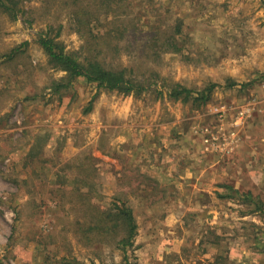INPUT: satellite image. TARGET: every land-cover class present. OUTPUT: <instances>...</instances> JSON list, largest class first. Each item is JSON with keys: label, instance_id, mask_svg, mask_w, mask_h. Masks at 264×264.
Returning <instances> with one entry per match:
<instances>
[{"label": "rangeland", "instance_id": "1", "mask_svg": "<svg viewBox=\"0 0 264 264\" xmlns=\"http://www.w3.org/2000/svg\"><path fill=\"white\" fill-rule=\"evenodd\" d=\"M96 2L113 12L94 31L128 26L102 62L143 92H54L66 73L39 39L62 25L83 58L71 8L0 10V264H264V0ZM118 206L137 225L125 248L123 227L98 228Z\"/></svg>", "mask_w": 264, "mask_h": 264}, {"label": "trees", "instance_id": "2", "mask_svg": "<svg viewBox=\"0 0 264 264\" xmlns=\"http://www.w3.org/2000/svg\"><path fill=\"white\" fill-rule=\"evenodd\" d=\"M34 0H0V10L7 13L12 20H18L21 15L25 14V3L33 2ZM47 2L48 0H42ZM52 1V0H51ZM67 8H71L70 17L73 19L81 37H85L82 50H86V55L83 58L75 54H69L65 51L63 44L58 41L62 32V25L55 36H52L53 28L49 26L47 31L40 36L39 44L44 49L49 58V63L60 68L66 73V78L61 82H56L53 86V91L61 93L71 88L73 82L79 78H85L87 82L96 84L97 88L108 91H119L125 94L141 93L146 88L136 84L132 80L133 70L129 68H113L104 64L100 58V54L110 50L117 51L121 41L126 35L128 26H124V22L120 19L111 21L112 25L103 30L94 31L92 23L101 24L100 17L104 10H113L110 4L104 2H96V0H62ZM95 4L98 13L90 10ZM113 12V11H111ZM98 15V17H97ZM97 17V18H96ZM96 19V20H94ZM18 49L12 50L7 57L12 60ZM234 84H231L233 86ZM217 87V84H211L195 99H201L205 102L207 96L211 94ZM192 91L186 88L175 90L171 96L179 99L183 96L184 100L191 98ZM92 109V101L88 107V111ZM261 210H264L261 203L258 204ZM101 225L98 227L102 231L106 230L109 233L115 231L118 227H123L127 237L122 240L123 248L133 243L136 235L137 225L136 220L126 206H118L117 211L110 210L105 217L101 219Z\"/></svg>", "mask_w": 264, "mask_h": 264}]
</instances>
